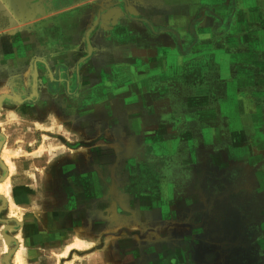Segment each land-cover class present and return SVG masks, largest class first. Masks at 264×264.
Wrapping results in <instances>:
<instances>
[{"label":"rangeland","instance_id":"374dc122","mask_svg":"<svg viewBox=\"0 0 264 264\" xmlns=\"http://www.w3.org/2000/svg\"><path fill=\"white\" fill-rule=\"evenodd\" d=\"M4 106L0 264H264V0H0Z\"/></svg>","mask_w":264,"mask_h":264},{"label":"bare ground","instance_id":"6f19581e","mask_svg":"<svg viewBox=\"0 0 264 264\" xmlns=\"http://www.w3.org/2000/svg\"><path fill=\"white\" fill-rule=\"evenodd\" d=\"M3 158L5 159L6 162H8L6 154L3 155ZM8 186H9V185H8V183H7V180L5 181V183L0 184V193H7V192H8V190H7ZM4 238H5V240H8V238H6L5 236H4ZM8 241H9V240H8ZM6 244H7V243H4V251H5V252L7 251V246H6ZM7 256H8V254H7ZM15 256H16V257H15L16 264H21L20 257H19V253L17 252ZM5 262H6V264H8V263L10 264V262H9V256H8V258L5 260Z\"/></svg>","mask_w":264,"mask_h":264},{"label":"crops","instance_id":"0c3cea01","mask_svg":"<svg viewBox=\"0 0 264 264\" xmlns=\"http://www.w3.org/2000/svg\"><path fill=\"white\" fill-rule=\"evenodd\" d=\"M4 107H7V106H4ZM4 107H3V109H1V111H0V122H5V121H7V120H9V118L12 116V115H15V114H17V113H19V107H17V109L18 110H14V111H10L9 109H8V107L7 108H5L4 109ZM7 156V155H6ZM3 183H5V182H3ZM3 183H0V184H3ZM9 187V186H8ZM7 190H8V188H7ZM1 194H3V195H7L8 193H0V195ZM3 236V242H4V236L6 237V238H8L6 235H2ZM9 240V239H8ZM9 242V241H8Z\"/></svg>","mask_w":264,"mask_h":264},{"label":"water","instance_id":"95a60500","mask_svg":"<svg viewBox=\"0 0 264 264\" xmlns=\"http://www.w3.org/2000/svg\"><path fill=\"white\" fill-rule=\"evenodd\" d=\"M106 14V13H105ZM103 16H104V14H102ZM103 16H101V19L103 20ZM11 252H12V250H9L8 251V256H9V259H10V255H11ZM8 256L6 255V256H4V264H6V262H5V260L8 258ZM9 264V263H8Z\"/></svg>","mask_w":264,"mask_h":264}]
</instances>
